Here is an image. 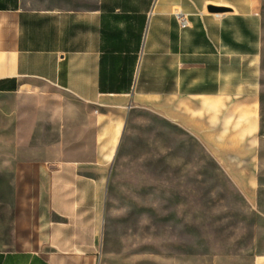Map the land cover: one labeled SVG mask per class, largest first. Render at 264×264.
I'll list each match as a JSON object with an SVG mask.
<instances>
[{
	"label": "crops",
	"instance_id": "1",
	"mask_svg": "<svg viewBox=\"0 0 264 264\" xmlns=\"http://www.w3.org/2000/svg\"><path fill=\"white\" fill-rule=\"evenodd\" d=\"M261 4L0 0V224L15 226L0 264H98L136 99L174 102L172 125L206 149L255 147Z\"/></svg>",
	"mask_w": 264,
	"mask_h": 264
},
{
	"label": "rangeland",
	"instance_id": "2",
	"mask_svg": "<svg viewBox=\"0 0 264 264\" xmlns=\"http://www.w3.org/2000/svg\"><path fill=\"white\" fill-rule=\"evenodd\" d=\"M261 17L257 145L206 149L172 125L174 102L134 100L107 184L98 264H251L264 255V0ZM2 184L7 195L10 182ZM14 228L0 224V247H13Z\"/></svg>",
	"mask_w": 264,
	"mask_h": 264
},
{
	"label": "built area",
	"instance_id": "3",
	"mask_svg": "<svg viewBox=\"0 0 264 264\" xmlns=\"http://www.w3.org/2000/svg\"><path fill=\"white\" fill-rule=\"evenodd\" d=\"M180 25L182 28H186L188 27L189 25V22L187 20V17L182 13V12H179L177 15H176Z\"/></svg>",
	"mask_w": 264,
	"mask_h": 264
},
{
	"label": "water",
	"instance_id": "4",
	"mask_svg": "<svg viewBox=\"0 0 264 264\" xmlns=\"http://www.w3.org/2000/svg\"><path fill=\"white\" fill-rule=\"evenodd\" d=\"M211 12H217L218 10L217 9H215V8H210L209 9Z\"/></svg>",
	"mask_w": 264,
	"mask_h": 264
}]
</instances>
